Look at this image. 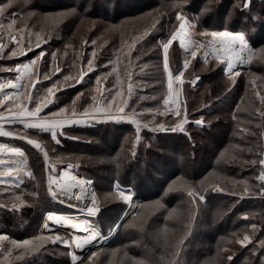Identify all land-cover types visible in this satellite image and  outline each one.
<instances>
[{
    "label": "rangeland",
    "instance_id": "1",
    "mask_svg": "<svg viewBox=\"0 0 264 264\" xmlns=\"http://www.w3.org/2000/svg\"><path fill=\"white\" fill-rule=\"evenodd\" d=\"M34 1L29 0L27 5L14 7L8 14V17H10L11 12L19 13L17 28L26 26L27 31L32 33L33 50H26V54L18 55L11 59H0V68L14 69L17 64L28 63L35 59L41 51L46 53L38 62V72L33 79H38L39 82L31 88V91L40 97H45L47 96L46 89L54 85H57L60 90L56 91L55 95L51 97L52 103L40 115L48 117L51 113H59V110L63 108L65 109L63 116L84 120L80 124L66 125L63 129H59L57 136L59 143H61L62 137L69 141L79 139L83 144L93 140L86 133L76 131L77 128L83 127L84 129L85 126H93V129L94 126H97L96 129L101 132L106 126L113 127L122 124L129 129H126L122 138L123 143L118 149L122 152L121 155L124 157V162L131 160L134 165L141 166L146 162L145 159L154 157L161 150V147L157 146L158 141L163 143L165 139H168L167 136L176 138L178 135H183L188 141V148L186 152L184 150L183 154L188 157L187 164L194 166L197 164L194 162L196 152L199 149L202 151L204 149L203 145L213 142L215 135L222 138L219 135L224 130L222 132H220L222 129L215 130L217 125L215 123L211 124L212 122L223 121L226 118L233 119L235 116L236 127L240 125V121L248 124L251 120L245 119L248 116L246 113L249 115L252 113L251 115L254 116L257 113L256 109L261 107L255 93H264V70L261 71L255 68L254 71H249V68L252 60L258 65L264 63V58H261L264 55V45L253 47V43L247 34L264 33V23H262L264 21V12H260L264 6V0H250L247 9L243 7L246 0H198L201 1L200 5L192 4L191 0H159L157 5H149L139 13L114 20L103 18L101 15L84 16L82 13L89 9L87 2L83 3L84 0H42L45 8L37 7ZM98 1L105 2L109 8L112 7V2L114 3V0ZM6 2L7 0H0V3ZM177 3L180 4L179 8L174 6ZM138 4L140 3L138 2ZM99 8L102 9L101 6ZM238 9L241 14L237 12ZM178 12L182 13L191 25V27L186 26L185 34L191 35L195 41L202 42L205 38L212 39L210 36H202L201 33L222 31L224 29L238 31L245 35L249 43L248 48L254 53V56L243 67L234 70L239 71V75L235 77V83L238 78L243 77L250 83L252 88L239 95L240 99L236 98L234 101L235 86L225 74L224 61H217L214 56L209 55L206 62L204 51L199 50L197 44L191 48L188 46L190 52H186V48H182L179 40L176 39L169 48L168 56L170 71H172L173 76L183 72L181 82L173 79V92L177 91L178 96V106L175 109L180 110V115L172 114L169 111V107L163 105V98L167 95V75L163 72L162 43L170 39L171 35L178 30L179 22L176 20ZM28 13H33L34 15L22 23L19 22L20 17H27ZM59 14L67 15L60 16ZM8 17L4 18L5 24L10 22ZM153 24H155V28L152 27ZM230 25H238V28L232 29ZM165 27V32L168 31V34L166 37H161L160 34L165 33ZM36 33L41 36L40 47L36 46ZM0 35L7 42V35L5 33H0ZM93 40L96 41L95 45L92 44ZM15 47V43H9L6 53ZM94 50L97 53L94 58V70L87 72L81 83H76L81 69H86L88 59L93 58L91 53ZM191 51H196L197 55L192 57ZM52 53H56L55 59H53ZM186 60L189 61L187 69L184 68ZM144 65L147 67H144L143 71H141V66ZM32 67L30 65V70ZM54 68H59L60 71L51 74L50 69ZM113 68L116 69V72L102 82L104 88L112 90L111 94L105 92L104 97L110 102L111 97L115 96L117 104H119L121 99L126 100L125 112L129 115V119L118 120L107 117L84 119V110L86 108L90 111L93 110L94 102L92 97L96 96L97 102L101 101L100 93L95 91L97 77L112 72ZM94 71L95 75L91 80V84L79 88L80 85L89 81V74ZM45 73H50L51 78L44 79ZM128 73L133 74L131 78L133 87L131 97L127 95L130 83ZM17 74L14 70L0 71V82H6L8 79L15 81ZM66 77L68 78L67 80L65 79ZM117 77H119L120 83H117ZM197 78L198 82L194 85L193 81H196ZM214 78H218L221 83L226 85V89L215 96L205 97L207 90L214 82ZM253 82L255 87H253ZM23 83L24 81H21V84ZM17 91L22 93L26 89L23 87L19 89H4L0 91V99ZM118 91L121 95H116ZM244 94L249 97L250 101H247V103L241 101V97ZM74 101L75 103H73ZM25 103H27L28 108H35V100L33 102L25 101ZM5 104L11 106L8 101ZM240 106L241 108H239ZM191 110L195 111L194 116L190 114ZM0 111H5V108L0 107ZM237 111H244V113L237 114ZM133 112H135L134 116ZM185 115L187 116V122L184 124V132L168 133L153 130L159 125L175 126L185 118ZM201 117H203V124L198 126L194 121L201 119ZM131 119H138L141 124L139 142L136 140V125L131 122ZM0 124H2L5 131L13 133L10 137L0 136V143L7 144L10 147H18L24 153L22 157L7 152L0 153V159L7 162L5 165H0V172H6L8 167L14 169L12 176H0V205H2L0 206V234L7 235L10 239L17 241L32 239L41 235L44 237L59 236L68 241L67 245L59 241L55 243L48 241L39 251L26 254L20 259H15V257L20 256L22 250H16L13 254L14 261L23 260L26 256L37 255L36 257H39L40 255L52 254L53 257H64L66 255L68 263L73 264L68 238L64 237L60 232L54 233L42 227L44 214L48 210H55L67 214L73 213L75 215L73 216L74 220H87L91 225L95 226L96 230L102 233L104 238L109 235L105 241L100 239L98 245L90 248L82 255L85 264H91L87 257L91 255L92 251L98 253V256L93 258L96 264H150L153 262V253L151 251L155 250V248H157L155 253L163 254L166 256L165 259L169 262L168 264H173V261L178 260L179 256L181 258L184 257L185 249L180 248L181 244L187 243L192 238L186 236L191 225L184 229L182 223H189L191 219L194 221L198 215L201 203L206 200L208 194L222 193L236 197H238L237 195H256L253 192L245 194V189L241 191L234 188V184L237 181L243 184L247 182V185H245L249 187L248 179H252V176L256 183L260 185L256 179L260 172L259 163L255 166L247 165V167L251 166V173L245 174V176L244 174L241 175L242 169H246L245 164L249 160L244 162V156L240 151L248 152L247 149L253 148V145L244 146V144L238 143V139L228 137L224 143L221 140L216 146L215 156L210 158L209 166L199 175L186 178L184 174L175 177L179 174L177 173L167 178L166 185L169 189H184V195L187 202L190 203L192 211L182 213L181 209L172 207L165 210L164 214L166 215H163L164 218L158 222L157 219L161 215L158 212L163 204L157 203L155 196L150 198L149 194H152L151 191L154 188L150 187L149 190H145L142 187L138 188L137 182H122L117 179L118 174H115L116 176L110 175L103 169H96L98 165L107 162L99 156L93 155L92 157L88 155V151L79 152L81 146L77 150L66 149L64 146L55 147L58 143L53 140L50 132L40 129H25L21 123L10 124L7 121H3ZM117 129L118 127L113 130L116 131ZM240 135L246 137V134L240 133ZM19 136H25L26 138L19 139ZM28 138L35 140L41 147L37 149L32 144L27 143ZM154 138H157V142L156 139L154 142L152 141ZM14 141L16 144H14ZM96 141L101 144L98 138L93 140V142ZM262 141V154L260 157L253 158L257 161L264 158V131ZM101 149L105 151L111 150L110 145H103ZM177 149H179V146ZM45 153H47V156H45ZM166 154V157L169 158L161 163V167L172 171L176 167V160L173 154ZM156 159L160 160V158ZM48 161H55L59 164L53 165ZM113 163L115 165L117 163L120 164V160H113ZM18 166L19 170L17 171L15 169ZM65 166L77 167L78 173L72 172ZM122 166L117 165V168L120 170ZM239 166L243 168L240 170ZM64 172H69L77 179L90 182L91 187L89 189L95 193L99 207V212L96 215H83L84 211L81 210L82 203H74L77 206L75 207L76 209L80 207V210L77 211L72 206L70 208L59 203V201L67 200L64 197H58L56 200L52 199L48 185L50 174H53L54 177L57 175L59 178ZM28 173H31V175H28ZM237 175L244 177L240 176L237 178ZM117 184L120 188L126 190V194L132 195L133 199L130 203L125 202L116 195ZM147 184V182L143 183V185ZM185 185L197 192V202L195 204L192 202L193 198L188 196V189ZM213 186L222 190L214 191ZM199 195L205 197L203 202L199 201ZM16 197L20 199L17 200ZM14 204L16 205L15 208H13ZM23 207L32 208V215L39 220L36 229L34 223L29 230L21 231L27 225L24 214L18 212V209ZM5 208L13 213L14 227L11 228L13 231L3 229L1 213L2 209ZM219 209L220 207L217 206L216 210L219 211ZM125 210L128 213L125 216L124 227L120 230L121 235L127 227L133 228H130V233L140 229L143 235L140 240H138L140 235H136L132 236V239H129L128 242L121 241L120 233L116 239L117 231H109L111 227L117 224ZM250 213L244 214L249 215ZM212 214H214V211ZM245 215L240 217L245 218ZM251 225L253 223L250 225L241 223L238 230L241 231V234L238 231L232 233L235 235L240 234L241 236L243 234L252 235V233L242 232L246 228L250 232L252 229ZM140 241H144L143 244L145 246H142L139 243ZM149 244L152 246H149ZM130 247H138L139 250L142 247V254ZM150 248L153 249L149 250ZM147 249L148 253L146 252ZM174 253H179V255H174ZM3 259L4 257L0 255V260ZM187 264L191 263L187 262ZM193 264H206V261L202 259L195 261Z\"/></svg>",
    "mask_w": 264,
    "mask_h": 264
},
{
    "label": "trees",
    "instance_id": "2",
    "mask_svg": "<svg viewBox=\"0 0 264 264\" xmlns=\"http://www.w3.org/2000/svg\"><path fill=\"white\" fill-rule=\"evenodd\" d=\"M85 2H87L89 9L82 13L84 14V16L101 15L103 18L113 19V20L129 15L131 16L134 15L135 13H139L145 10V8H147L149 5L159 4V0H114V3L112 2L111 5L112 7L109 8L105 2H99L98 0H88V1L84 0L83 3ZM138 2L140 4H138ZM34 3L37 7L45 8L43 7L44 4H42V0H35ZM191 3L192 4L196 3V5L198 4L200 5L201 1L191 0ZM100 6L102 7V9L99 8ZM237 12L240 13L241 11H239L238 9ZM260 12H264V6L262 7ZM262 23H264V21ZM237 26L238 25H235L230 28L232 29L235 27L238 28ZM165 30L166 27L164 29V32ZM167 34L168 31L160 34V36L166 37ZM247 36L252 41L253 47L256 46L258 47V45L261 46L264 45L263 32L255 33L253 35L250 33L247 34ZM255 68L263 71L264 63L258 65V63H255L252 60L249 71H254ZM94 75H95V71L90 73L89 81L86 84L80 85L79 88L90 85ZM213 81L214 82L212 83V85H210V88L207 90L206 92L207 95H205V97L215 96L216 94L226 89L225 88L226 85L221 83L218 80V78H214ZM234 86H235L234 88L235 92L233 94L234 101L236 98L238 99L239 95L243 94L244 91L252 88L250 83L243 77L238 78ZM241 101L243 102L245 101L247 103V101L250 100L249 97H247V95L244 94V96L242 95L241 97ZM239 108H241V106ZM241 113L243 114L244 111H237V114H241ZM190 114L194 116L195 111L191 110ZM251 114L249 115L248 113H246V115L248 116L245 118L251 120V122H249L248 124H244V121H240L239 122L240 125H238L237 127L235 126L236 121L234 118L233 119L226 118V120L223 121L217 120L212 122L211 124L215 123L217 125L215 127V130L222 129L220 132L224 130V132L220 133L219 135L222 138L215 135L213 142H210L207 145H203L204 149L202 151H200L201 149H199L198 152H196V156L194 158V162L197 164L199 163V165L196 164L194 166H190L189 164H187L188 157L187 155L183 154L184 150L186 152L188 148V141L183 135H178L176 136V138H174L173 136H167L168 139H165L163 143H160V141H158L159 144L157 142V138L152 139L153 142L156 139L157 146L159 145V147H161V150L160 151L156 150L158 151V153L154 155V157L152 156L145 159L146 162H144V164L141 166L134 165L133 164L134 162L131 160L130 161L126 160L124 162V157H122L121 155L122 152H120V150L118 149L123 143L122 138L124 136V133L126 132V129L128 128L125 127L126 125L123 126L122 124L113 127L106 126L107 129L104 127V129H102L101 132L96 129L97 126H94L93 129H92L93 126L90 127L85 126L84 129L83 127L77 128L76 131H78L79 133L81 131L83 133H86L87 135L91 136V139L93 140L98 138L101 141V144L100 142L98 143L97 141L93 142V140L90 142H85L83 144V142H81L79 139L75 141L74 140L69 141L65 139V137H62L61 143H58L55 147L64 146V148L66 149L71 148L77 150L81 146L79 152L88 151V155H91L92 157L93 155L99 156L107 162L105 164L102 163L98 165L96 169H103L106 172H108L110 175L118 174L117 179H119V181L122 182H128V183L130 181L137 182L138 188L142 187L145 190H149L150 187L154 188L153 191H151L152 194L151 195L149 194V196L150 198L155 196L154 198L158 201V203L163 204L162 208H160L158 212L161 213L160 218L157 219L158 222H160L166 215L164 214L165 210H168L169 208L174 207L181 209L182 213L192 211V208L190 207V203L187 202V199L184 195V189H179V190L169 189L168 186L166 185L167 178L172 177L177 173L179 174L175 177L184 174L186 178L199 175L206 167L209 166L210 158L215 156L216 146L220 143L221 140H223L222 142L224 143L228 137H232L234 139H238L237 140L238 143L244 144V146L253 145L252 150L254 151L251 152L240 151V153L244 156V162L248 160L250 162L254 157H260L263 151L262 134L264 131V119L262 118L260 119L258 113H256L254 116ZM193 125L196 126L195 124ZM117 127L118 129L114 131L113 129ZM109 128L111 129L113 128V129L108 130ZM240 133L246 134V137H242ZM80 144H82L83 146ZM103 145H110L111 150H106V151L102 150L101 148ZM178 146L179 149H177ZM166 153L173 154L176 160L175 161L176 167L172 171H168V168L161 167V163H163L166 159L169 158L166 157L167 155ZM156 158H160V160L159 159L157 160ZM116 159L120 160V164L117 163L118 166H122V163L124 162L120 170L117 168V165L113 163V160ZM245 165H246V169L243 167L242 169L239 166V169L243 170L241 171V175L244 174V176L245 174L251 173V166L247 167V165H250V163H246ZM240 176L237 175V178H239ZM248 180H249V187H248L249 192H253V194L256 195H249V196L237 195L238 197H236V196H227L222 193H210L208 194L206 200L203 203H201L199 207L198 215L194 219V221L193 219H191L189 223H182L184 229L191 225L186 236L192 238L191 240L189 239L187 243L184 242L180 246L181 249L182 248L185 249L184 257L183 258H181V256L178 257L179 258L178 261L180 264H187V262L193 264L195 261H199L202 259L206 261V264H264V249H258L257 247L259 240L264 239V198H262L259 195L260 185L256 183L254 177L252 176V179H248ZM145 182H147L148 184L143 185V183ZM85 186L91 187V184L89 183L86 184ZM245 187H246L245 184L239 183L238 181L234 184V188H236L237 190L240 189L242 191L245 189ZM217 206L220 207L219 211L216 210ZM213 211L214 214H212ZM18 212L24 214L27 222V225H25V227L22 228L21 231H24L25 229L29 230V228L32 227L34 223L36 229V225L38 224L39 220H37L32 215L33 210L31 207L20 208L18 209ZM244 213H250V214L245 215ZM243 215H245V218L240 217ZM13 219H14L13 213L9 211V209L7 208L2 209L1 222L4 225L3 229L5 228V230L13 231L11 230V228L14 227ZM125 220L126 219L124 218L119 223V230L116 232V239L118 238L119 233L121 235L120 230L124 227ZM241 223L243 225H250L251 223L257 225V231L254 234L253 242L247 244L246 247H242L239 243H236V240L242 239V236L244 235L243 234L241 236L240 235L241 231H238L240 229ZM130 228L131 227H127L124 233L122 232V235L120 237L121 241L128 242L129 239H132V236H136V235H140L138 239L140 240V238L143 236L142 231L140 229H138L133 233H130ZM251 230L249 232L248 229L246 228L245 230H242V232L252 233ZM235 231H238L240 234L238 235L233 234L232 232ZM192 240L194 244L192 243ZM139 243L142 246H145L143 244L144 241H140ZM149 246L152 245L149 244ZM130 248L136 249L138 250L139 254H142L141 251V249L143 250L142 247L140 250L138 247H130ZM158 248L160 249L159 246ZM152 249L153 248H150L149 250ZM254 249H256L255 252L253 251ZM155 250H157V248H155ZM155 250L153 249L151 251L153 253V262H151L150 264H166V263L168 264L169 262L165 259L166 256H164L163 254L160 255L155 253ZM147 251L148 249L146 250V252ZM36 256L37 255H33L31 257L26 256L23 258V260L14 261V264H69L66 255H64V257H53L52 254L40 255L39 257ZM229 256L233 257L231 261L228 260Z\"/></svg>",
    "mask_w": 264,
    "mask_h": 264
},
{
    "label": "snow or ice",
    "instance_id": "3",
    "mask_svg": "<svg viewBox=\"0 0 264 264\" xmlns=\"http://www.w3.org/2000/svg\"><path fill=\"white\" fill-rule=\"evenodd\" d=\"M29 3V0H7L6 3H0V33H5L7 35V42L4 41V38L2 35H0V59H11L13 57H16L18 55L26 54L27 51L33 50V44L31 42V36L32 33L27 31V27H19L18 25V16L19 13L17 12H11V16L8 17V14L10 10L14 7H21L22 5H27ZM250 0H246L243 7L247 9L249 7ZM175 7L179 8L180 4L177 3L174 5ZM74 11V10H72ZM33 13H28L27 17H20L19 22H23L24 20L32 17ZM60 16L67 15V14H59ZM8 17L9 21L7 24L4 23V18ZM176 20L179 22L178 30L175 31L171 38L168 39L166 42L162 43V52H163V72L167 75V96L163 98V105L166 107L170 106V102L172 105L176 103L175 100L172 99L173 97V79L175 81L181 82L183 72H180L179 74H176L173 76L172 71H170V61H169V48L173 44V42L177 39V37L182 36L185 33L186 26L191 27L186 17L178 12L176 15ZM153 28H155V24L152 25ZM147 34V33H145ZM36 39V46L40 47V39L41 36L39 33L35 34ZM202 36H210L212 37V42L208 45H198V47L205 48L204 56L205 61L207 62L208 56L211 54L214 56V58L217 61H226V68H225V74L228 76L229 81L234 85L235 84V77L239 75V71H234L236 69L237 64H245L247 62H250L253 59L254 53L248 48V45L245 41V35L243 33H236L232 34L227 31L220 32V31H212L207 33H201ZM216 40H227L231 43L228 44L224 49L217 51L215 48L214 42ZM9 43H15L16 47L9 50V52L6 53V49L8 48ZM25 43H26V49H25ZM87 43V42H85ZM180 46L182 48H185V40L180 39L179 41ZM92 44L95 45L96 41L93 40ZM238 44L239 49L234 47V45ZM211 49V53L207 51V49ZM46 53L44 51H41L39 55L33 59L32 61H29L28 63L23 64H17L15 65L14 69H6V68H0V71H15L18 73L15 77V81L8 79L6 82H0V91L4 89H19L21 87L25 88L26 91L24 92H15L10 95H5L3 99H0V107H4L5 111H0V122L7 121L10 124H16L21 123L23 124L25 129H40L45 132H50L52 135L53 140L56 141V143H59L60 141L57 139L58 136V130L63 129L66 125H74V124H80L84 122L82 119H74L72 117L63 116L62 114L65 112V109L61 108L59 110V113H51L48 117H43L40 114L42 111L48 107L50 103H52L51 97L55 95L56 91H59V87L57 85H54L51 88L46 89L47 96L40 97L38 94L33 93L31 91V88L35 86L36 83H38V79H33L37 75L38 72V62L42 57H44ZM97 53L94 50L91 53V56L93 58L88 59L87 61V68L81 69L79 73V79L76 80V83H81L83 81V78L85 75H87V72L94 70V58L96 57ZM197 55L196 51H191V56L195 57ZM53 59L56 58V53H52ZM261 58H264V55H262ZM139 59V57H137ZM189 64V61H185L184 68L187 69ZM30 65L33 66L30 70ZM107 67V65H105ZM144 67H147L146 65L141 66V71H143ZM60 71L59 68L50 69L51 74H55V72ZM116 72V69L113 68L112 72L105 73L103 76L97 77L96 80V89L98 93H100L101 101L97 102V97L93 96V110L85 109L83 113L84 119H98L100 117H107L109 119H129V115L125 112V106L127 105V101L124 99H121L119 104L116 102L115 96L111 97V101L108 102L107 98L104 97V93L107 92L111 94V89L104 88L102 86V82L107 79L108 76L113 75V73ZM50 73L44 74V79H50L51 75ZM132 73H128V79L130 81L128 85V92L127 95L131 97L132 95ZM68 79L67 77L65 78ZM21 81H24L23 84H21ZM198 82V78L196 81H193V84L195 85ZM117 83H120L119 77H117ZM253 87H255V83L253 82ZM116 95H121V93L118 91ZM255 95L260 101L261 107L256 109L259 116L264 119V93L256 92ZM35 100V108L30 109L27 106V102H33ZM8 101L11 106H7L5 102ZM75 103V101L73 102ZM115 109V111H113ZM169 111L172 114L180 115V110L169 107ZM7 113V115H6ZM164 114V113H160ZM135 115V112H133V116ZM235 119V116L233 117ZM131 122L136 125V140L139 142L140 140V128L141 124L138 119H131ZM187 122V116L185 115V118L182 119L178 124H176L174 127L166 128L164 125H159L158 128H154V131H161V132H184V124ZM194 123L198 126L203 124V117L201 119H197L194 121ZM146 126V125H145ZM63 134V133H60ZM13 133L9 131H5L3 129L2 124H0V136L2 137H10ZM19 139H25V136H19ZM27 143L32 144L34 147L39 149L41 145L37 143L35 140L28 138ZM238 147V146H235ZM249 152L252 151V148L247 149ZM10 153L14 154L15 156L22 157L24 153L22 150L18 147H10L7 144L0 143V153ZM45 156H47V153H45ZM7 162L3 159H0V165H5ZM14 163V162H13ZM251 165L255 166L257 163L260 165V172L259 176L256 177V179L260 182V192L259 195L264 198V158L259 159L258 161L256 159L251 160ZM19 170V166L17 169ZM14 169L12 167H8V170L6 172H0V176H12ZM55 171V170H53ZM28 175H31V173H28ZM90 182H87L85 180L77 179L75 176H72L69 172H64L60 175V178L57 179L55 177H51L49 179V194L51 195L53 200H56L58 198L57 191L53 190L52 185H56V188L59 190V193L61 196L67 195L69 199H72L73 197L76 200H82L84 199L85 193L87 191L85 185L89 184ZM247 185V182H245ZM185 187L188 189L187 194L189 197H192V202L195 204L197 202V192L192 190L189 186L185 185ZM73 188H78V192H73ZM116 195L119 196L122 200L125 202L130 203L133 199L131 194H126V190L120 188V186L116 185ZM214 191H221L222 189L213 186ZM249 189L246 186L245 187V194H248ZM115 198V197H113ZM243 198V197H241ZM17 200H19V197H16ZM205 197L203 195H199V201L203 202ZM91 200L92 204L90 207H87V214L89 216L96 215L99 212V207L97 204V198L95 193L93 192L91 194ZM158 203V202H157ZM2 206V205H0ZM16 205H13V208H15ZM61 219H63V222L65 224H70L71 227L76 229L83 230L86 235L82 238H76L75 244L77 248H83V246L91 245L95 240L104 239L101 232L95 229L94 225H91L87 220H84L80 223H72L68 218H61L54 214H49L47 216V220L49 221H56L60 222ZM46 229L48 228V225L45 224L44 226ZM252 228V235L245 234L243 235L242 239H237L236 243H239L242 247H246L247 244L252 243L254 239V234L257 231V226L255 224L251 225ZM119 230V223L114 225L109 229L110 232H115ZM51 241L53 243L59 241L64 244H68L67 240L62 239L59 236L56 237H44V236H36L32 239H24L22 241H17L15 239H10L7 235L0 234V255L4 257L3 260H0V264H14V258L13 254L16 250H22L20 253V256L15 257V259H20L22 256L37 252L40 250L43 245ZM7 242V243H6ZM258 249H264V239H260L258 242ZM254 252L256 249L253 250ZM174 255H179V253H174ZM98 253L96 251H92L91 255L87 257V260L91 262V264H96L95 260L93 258L97 257ZM233 259L232 256L228 257V260L231 261ZM72 261L73 264H85V261L82 257H79L75 254H72ZM173 264H179L178 260L173 261Z\"/></svg>",
    "mask_w": 264,
    "mask_h": 264
},
{
    "label": "bare ground",
    "instance_id": "4",
    "mask_svg": "<svg viewBox=\"0 0 264 264\" xmlns=\"http://www.w3.org/2000/svg\"><path fill=\"white\" fill-rule=\"evenodd\" d=\"M224 31H227V32H229V33H232V34H236V33H239L238 31H234V30H228V29H224V30H222V31H220V32H224ZM187 37L185 36V39H186ZM245 41H246V43H247V45H249V43H248V40L245 38ZM187 42H188V45L190 46V48L191 47H193V46H195L196 44H197V46L198 45H201V44H203V45H208L209 43H211L212 42V39H204L202 42H200V41H192V40H190V39H188L187 40ZM231 42L230 41H227V40H224V41H221V40H216L215 42H214V44H215V48H216V50L217 51H220V50H222V49H224L228 44H230ZM234 47H236L237 49H239V45L238 44H236V45H234ZM189 48V49H190ZM197 48V47H196ZM198 49L199 50H203L204 52H205V48H203V47H198ZM207 51H209V53H211V49L210 48H208L207 49ZM210 56H213V55H211L210 54ZM225 63V67H226V61H224ZM244 66V64H237V66H236V69H234V70H238V68H240V67H243ZM47 159V158H46ZM50 164H55V163H57V162H55V161H48ZM65 167H67V168H69L68 166H65ZM69 170H71L72 172H74V173H78V172H76V171H74V170H72L71 169V167L69 168ZM51 175V177H54L53 176V174H50ZM55 177H57V175L55 176ZM60 178V177H59ZM58 177H57V179H59ZM49 179H50V177H49ZM49 179H48V185H49ZM86 187V189H87V191H86V193H85V196H84V199H82V200H76L74 197L72 198V199H69L68 198V196L67 195H64V196H61L60 195V193H59V190L56 188V185H52V188H53V190H55V191H57V195H58V197H64V199H67V200H65V201H59V203L60 204H62L63 206H66V207H70V208H72L73 207V209L74 210H80V207H79V209H76L75 207H77V206H75V204L74 203H78V204H81V205H83L82 206V211H84L82 214L83 215H88L87 214V207H90L91 206V204H92V200H91V194L93 193L92 191H90V189H89V187H87V186H85ZM72 191L73 192H78L79 191V189L78 188H73L72 189ZM67 201H69V202H67ZM76 201V202H75ZM58 202V201H57ZM72 206V207H71ZM80 206V205H79ZM54 214V215H57V216H59V217H61V218H68L72 223H80V222H82V221H79V220H74L73 219V216H75L73 213L72 214H67V213H64V212H61V211H55V210H48L45 214H44V218H43V222H42V227L43 228H45L44 226H45V224H47L48 225V228L46 229V230H48V231H52V232H54V233H61V234H63V236L64 237H67L68 238V240H69V244H70V251H71V254H75V255H77V256H79V257H82V255L86 252V251H88L90 248H92V247H94V246H96V245H98V243H99V238L97 239V240H95L94 242H93V244H91V245H86V246H83V248H77L76 247V244H75V239L76 238H82V237H84L85 235H86V233L83 231V230H81V229H76V228H73V227H71V225L70 224H65L64 222H63V219H61V221L58 223V222H56V221H49V220H47V216L49 215V214ZM78 215V214H77ZM79 216V215H78ZM79 219V218H78ZM83 219V218H82Z\"/></svg>",
    "mask_w": 264,
    "mask_h": 264
},
{
    "label": "built area",
    "instance_id": "5",
    "mask_svg": "<svg viewBox=\"0 0 264 264\" xmlns=\"http://www.w3.org/2000/svg\"><path fill=\"white\" fill-rule=\"evenodd\" d=\"M185 36L187 37L186 39H185ZM180 39H184L185 40V50H186V52H190L189 51V48H188V42H187V40L188 39H190V40H192V41H194V38L191 36V35H189V34H183L182 36H179V37H177V40H179L180 41ZM167 96V95H166ZM172 99L173 100H175L176 101V103L174 104V105H172L171 104V102H170V106L169 107H171V108H177V106H178V96H177V91H174L173 92V97H172ZM159 126H157V127H155V128H158ZM164 127H166V128H171V127H174V125H164ZM156 132H161V131H156ZM168 133H172V132H168ZM55 164H59V163H55ZM54 165V164H53ZM70 168V167H69ZM71 169L72 170H74V171H76L77 172V167H71ZM125 213H127V210H125ZM109 236V235H108ZM107 235H106V237L103 239L104 241H105V239H107V237H108Z\"/></svg>",
    "mask_w": 264,
    "mask_h": 264
},
{
    "label": "water",
    "instance_id": "6",
    "mask_svg": "<svg viewBox=\"0 0 264 264\" xmlns=\"http://www.w3.org/2000/svg\"><path fill=\"white\" fill-rule=\"evenodd\" d=\"M128 213V212H127ZM127 213H124L118 220L117 224L120 223L122 221V219L125 218V216L127 215Z\"/></svg>",
    "mask_w": 264,
    "mask_h": 264
},
{
    "label": "crops",
    "instance_id": "7",
    "mask_svg": "<svg viewBox=\"0 0 264 264\" xmlns=\"http://www.w3.org/2000/svg\"><path fill=\"white\" fill-rule=\"evenodd\" d=\"M14 144H16V142L14 141Z\"/></svg>",
    "mask_w": 264,
    "mask_h": 264
}]
</instances>
